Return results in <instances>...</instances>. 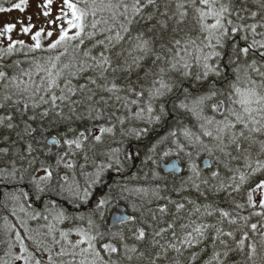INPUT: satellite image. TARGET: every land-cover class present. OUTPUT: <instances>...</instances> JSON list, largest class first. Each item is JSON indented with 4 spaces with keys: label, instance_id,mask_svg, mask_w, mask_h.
Listing matches in <instances>:
<instances>
[{
    "label": "trees",
    "instance_id": "trees-1",
    "mask_svg": "<svg viewBox=\"0 0 264 264\" xmlns=\"http://www.w3.org/2000/svg\"><path fill=\"white\" fill-rule=\"evenodd\" d=\"M70 2L85 13L79 37L54 48L57 40L41 38L39 48L35 39L0 43V264L95 259L82 243L55 254L41 240L45 223L96 237V250L115 264H264V215L254 214L264 209L247 201L264 180V125L246 136L222 127L229 113H244L235 101V88H245L241 73L264 74V49L239 51L253 39L264 42V10L256 0H221L233 21L226 27L239 30L229 31L222 48H210L199 0ZM53 138L58 143L48 142ZM171 159L181 173L162 171ZM118 204L135 219L111 228ZM29 213L37 222L26 227ZM140 227L144 239H137ZM17 243L23 256L15 254ZM105 243L118 252L104 251Z\"/></svg>",
    "mask_w": 264,
    "mask_h": 264
},
{
    "label": "snow or ice",
    "instance_id": "snow-or-ice-1",
    "mask_svg": "<svg viewBox=\"0 0 264 264\" xmlns=\"http://www.w3.org/2000/svg\"><path fill=\"white\" fill-rule=\"evenodd\" d=\"M24 0H21V3H23ZM139 2V0H137V3ZM149 2H151V0H149ZM21 3L18 4H14L12 7L15 9H19L21 11H23V8L21 7ZM52 3V0H48V4L50 5ZM199 3L201 5H204L205 8H198L197 11L199 13V19L201 22V30L204 31L207 36L206 39L208 40V44L207 47L210 48H215L216 46H220L221 48L224 46V41L225 38L229 35V31L231 33H236L238 32V28L233 27L230 30L226 27V24L231 25L233 23V21L231 19H226L225 14L229 13V4H225L223 2H221V0H199ZM256 3L259 5V8L264 10V0H256ZM64 4L71 10V15H72V19L68 21V24L70 25L71 28L74 29H79L80 31H77L75 33V36L73 37H69L67 32L64 31L63 29L61 30V34L59 36V39L52 45H50V47H56L57 44H59L61 41H65L66 39H75L76 37H79L81 35V32L83 31V17L85 15V13L78 9L77 6L70 2V0H64ZM193 4H195V0H193ZM109 7H112V5H108ZM116 7H119L118 5ZM125 7V11L127 10V5L124 6ZM182 7V5H181ZM133 8L136 11H139L138 8H136V5H133ZM11 9H5L0 7V12L2 11H10ZM45 15H48L47 12H45ZM251 15L253 17H256L258 15L257 12H252ZM207 18H212L214 20L213 23H204V21ZM264 26V25H261ZM15 26L14 25H7L5 28V31L10 32ZM93 27H95V25H93ZM250 29L252 30L253 34H256V28L257 25L256 24H252L249 26ZM23 31L28 32L29 28L25 27L23 29ZM41 35V32L38 31L35 33V36L33 37V39H35L36 45L35 47L39 48L40 47V43H39V37ZM49 36L52 35L51 32L48 33ZM259 35L264 36V33H259ZM245 40H247V37H243ZM215 40V45L212 44V41ZM21 43H23L21 41ZM177 43H179V41H177ZM259 46V48L264 49V42L261 41H257L255 39H253L252 43L249 44L246 47L240 48L239 51L240 53L243 54H248L250 52V50L255 47V46ZM235 51V49H233ZM212 55H215L216 57H220L221 56V52L219 51H214L212 53ZM262 56H264V53H261ZM205 63H204V68H205V72L204 75L207 76L208 72L207 69L209 68V65L207 64V60H208V56L204 57ZM255 63V62H253ZM185 67H187V64H185ZM4 73H0V77H3ZM199 78V77H198ZM168 86L166 84H164L163 82H161V88H167ZM235 91L237 93L240 94L241 99L239 100V103L243 106L244 111L246 113H248L249 115H251V112L253 111V109L250 107L252 104H257L260 105L261 107L259 109H257L258 111L264 112V95H259L257 94V92L254 89H248L245 90L243 92H241V90L239 88H235ZM158 94H159V90H158ZM215 93H213L214 95ZM53 100H55V97H53ZM149 112L152 111L151 107H149L148 109ZM234 115H236V119L237 121L243 122V117H241L238 113H234ZM254 123L257 121H253ZM231 126V125H230ZM9 127H11V125H9ZM256 131H259V129H254ZM101 131H106V132H110L112 131V129H101ZM243 134V133H241ZM206 135H211V133H206ZM80 136L83 137L84 133H80ZM101 137L100 136H95V140L96 141H100ZM66 144L68 145H72L75 144L77 148H79L81 145L79 143L78 140H65L64 141ZM165 155H167V153H165ZM193 168H195V164H193ZM52 173L51 172H47V177H51ZM213 175H215V173H213ZM245 179L244 176L240 177L241 182H243ZM257 189H259V193L256 197V199H253V193L257 191ZM247 201L248 204L251 205L253 208H255L257 205H259V207L261 209H264V180H261L259 183L256 184L255 188L252 189V191L248 192L247 194ZM105 203V201H100V204L103 205ZM179 207H183V205H179ZM239 207H242V205H240ZM161 211H163V209H161ZM211 214V213H209ZM255 215L261 216L264 215V212H257L254 213ZM224 216H227L228 213H223ZM132 219H135V217H133ZM124 221V217H120L118 220V223H123ZM251 228L253 230H255L257 228L256 224H252ZM197 232L200 231V229H196ZM136 234H137V239H144L146 238V233L143 227H140L138 229H136ZM87 238L88 241V249H82V252H87L88 250H91L92 255L95 257V259H93L92 261L88 262V264H115L114 261L108 260L105 261L103 259V257H101L100 252L96 250L93 241L96 239V237L94 236H87V234H82ZM118 233H113V236L116 237L118 236ZM157 235H159V233H157ZM229 235H231V233H229ZM83 241H78L77 243H82ZM241 243H243L241 241ZM103 250L107 251L109 253H116L118 252V248L113 246L112 244L109 243H105L103 244ZM132 251H136V249H132ZM253 251H255V247L253 246ZM36 264H40L39 260H36ZM81 264H86L85 261H82Z\"/></svg>",
    "mask_w": 264,
    "mask_h": 264
},
{
    "label": "rangeland",
    "instance_id": "rangeland-1",
    "mask_svg": "<svg viewBox=\"0 0 264 264\" xmlns=\"http://www.w3.org/2000/svg\"><path fill=\"white\" fill-rule=\"evenodd\" d=\"M19 3H21V0H19ZM21 7L23 8V11L20 10L22 42H33V37L38 31L41 32L39 38L43 39L47 44L58 40L62 29L66 31L68 35L76 31V29L71 28L68 24V21L72 19V15L71 10L64 4V0H52L50 5L48 4V0H24V2L21 3ZM45 12H47L48 15H45ZM8 16V14L2 17L0 16V29H2V25H4V21ZM25 27L29 28L28 32L23 31ZM49 32L52 33L51 36L48 35ZM0 43L6 46H12L15 42ZM241 75L242 78L240 81L245 87L243 91L254 89L257 94L264 95V74L260 71L256 73L254 70H247V72H242ZM211 97L213 96L211 95ZM211 97L208 98L211 99ZM240 99L241 96L238 95L235 101L237 100L239 102ZM250 107L253 109L251 115L245 111H243L244 113L236 112L243 117V122L237 121L234 113H229L222 124L223 129L230 134H233L234 131L236 134L246 136L248 134L247 132L253 127L264 125V112L257 110L259 109L257 104H252ZM254 120L257 122L254 123ZM259 191L260 190L257 189V191L254 192L255 198ZM13 209L16 212H20L22 209L21 203L19 202L13 205ZM44 217L47 220H51L54 215L47 212L44 214ZM29 220L37 222L36 213H32V215L29 213L26 215L24 226L26 225L27 227ZM50 224L51 223H45L44 229L40 231L42 234L41 240L48 248L55 252V254L65 251L69 252L70 250L74 251L77 247H80L77 242L81 240L83 241V245L86 246L88 244L87 238L81 233H77L76 236L73 237V235H68L64 230L58 227H51ZM15 252H17L15 254L18 256L24 255V252L19 248V243L16 245ZM44 252L45 254L47 253L46 250ZM20 261L22 262L23 260L21 259Z\"/></svg>",
    "mask_w": 264,
    "mask_h": 264
},
{
    "label": "flooded vegetation",
    "instance_id": "flooded-vegetation-1",
    "mask_svg": "<svg viewBox=\"0 0 264 264\" xmlns=\"http://www.w3.org/2000/svg\"><path fill=\"white\" fill-rule=\"evenodd\" d=\"M19 0H0V7L5 9H11L10 11L0 12V16L8 14L9 16L5 19L2 29H0V42H21L22 32H21V20H20V10L15 9L12 6L18 4ZM14 25L15 27L10 31H5L7 25ZM43 27V26H42ZM234 85V83L232 84ZM219 110L224 107V103L218 104Z\"/></svg>",
    "mask_w": 264,
    "mask_h": 264
},
{
    "label": "water",
    "instance_id": "water-1",
    "mask_svg": "<svg viewBox=\"0 0 264 264\" xmlns=\"http://www.w3.org/2000/svg\"><path fill=\"white\" fill-rule=\"evenodd\" d=\"M50 144L53 143H58L56 139H50L48 140ZM203 166L205 168L209 167L211 164L210 159L205 158L203 159ZM161 168L164 173H169V174H177L182 172V166L179 161H176L175 159H171L165 162L161 163ZM120 217H124L123 223H118V220ZM132 219L131 214L127 212V209L124 205L118 204L117 207L111 212V215L108 219V225L111 228H117L120 224H126L129 223L130 220Z\"/></svg>",
    "mask_w": 264,
    "mask_h": 264
},
{
    "label": "bare ground",
    "instance_id": "bare-ground-1",
    "mask_svg": "<svg viewBox=\"0 0 264 264\" xmlns=\"http://www.w3.org/2000/svg\"><path fill=\"white\" fill-rule=\"evenodd\" d=\"M202 158H203V157H202ZM204 158H205V157H204ZM204 158H203V159H204ZM208 168H209V167H208ZM109 217H110V216H109Z\"/></svg>",
    "mask_w": 264,
    "mask_h": 264
}]
</instances>
